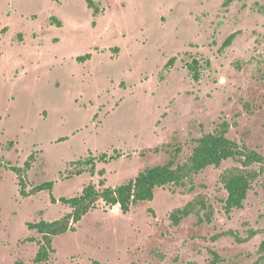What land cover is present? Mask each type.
Masks as SVG:
<instances>
[{
	"label": "rangeland",
	"instance_id": "obj_1",
	"mask_svg": "<svg viewBox=\"0 0 264 264\" xmlns=\"http://www.w3.org/2000/svg\"><path fill=\"white\" fill-rule=\"evenodd\" d=\"M93 2L97 16L87 0H0V264H34L38 246L28 240L41 237L28 224L69 213L61 199L101 180L116 188L177 150L182 164L224 122L230 139L264 156V0ZM32 154L26 191L54 186L23 197L12 168ZM105 154L120 157L100 162ZM89 158L94 175L82 164ZM238 166L207 168L192 191L158 189L128 214L99 202L54 238L42 264H264V172L242 209L224 210L220 175ZM200 195L213 220L174 226L171 212Z\"/></svg>",
	"mask_w": 264,
	"mask_h": 264
},
{
	"label": "trees",
	"instance_id": "obj_2",
	"mask_svg": "<svg viewBox=\"0 0 264 264\" xmlns=\"http://www.w3.org/2000/svg\"><path fill=\"white\" fill-rule=\"evenodd\" d=\"M57 1L58 0H54ZM90 9H93L94 15L100 12L93 0H87ZM229 3V2H227ZM59 26L60 25V22ZM236 34L231 35L225 42L223 47H229ZM90 58V55L77 58L79 62ZM175 62L172 59L169 66ZM188 69L194 80L199 78V62L193 60L188 64ZM229 125L227 123L220 124L215 131L204 134L196 140L192 154L182 163H177V157L180 150L172 155L168 163L156 165L141 171L138 176L129 182L116 188L106 187L105 180H101L100 186L89 184L84 187L81 194L61 199L60 202L67 205L71 211L56 221H40L39 223L28 224L30 230L40 235V240L30 239V242H36L38 252L34 258V264L47 263L51 254L54 252L53 241L55 237L74 232L76 225L89 212L98 208L99 202H103L105 206L114 208L119 207L123 214H128L142 202H152L155 198L156 190L163 189L167 186L186 187L190 185L189 190H193L194 178L209 167L220 168L226 161H233L238 167L230 168L220 175V183L227 194L224 202V210L227 215L234 210L242 209L248 197L249 191L252 189L253 183L264 172V156L244 145H240L235 140L228 137ZM120 155L111 156L103 155L99 158L100 162L107 163L109 160L119 158ZM35 161V155L32 154L25 162L23 168H12V171L18 175L21 185V195L23 197L35 196L43 191H51L54 183H44L26 191L27 187L23 179L27 171H29ZM96 158H89L82 164L90 168L94 175L96 172ZM81 164V163H80ZM256 167L259 169L257 170ZM82 172H78L80 175ZM105 171L101 170L99 174L104 175ZM55 203V200L52 198ZM202 214V216H201ZM196 215L200 218V222L204 219L208 222L213 220L214 211L206 202L205 197L200 195L188 202L184 207L173 210L169 216L174 226L192 216ZM259 231H252L250 235L242 240L243 243L254 238ZM259 254L264 257V241L260 244ZM215 259L218 260L214 253ZM15 264H24L22 260H18ZM94 264H100L94 262Z\"/></svg>",
	"mask_w": 264,
	"mask_h": 264
}]
</instances>
